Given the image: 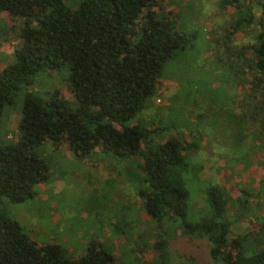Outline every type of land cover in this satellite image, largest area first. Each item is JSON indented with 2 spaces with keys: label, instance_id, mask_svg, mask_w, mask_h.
<instances>
[{
  "label": "trees",
  "instance_id": "16d2710c",
  "mask_svg": "<svg viewBox=\"0 0 264 264\" xmlns=\"http://www.w3.org/2000/svg\"><path fill=\"white\" fill-rule=\"evenodd\" d=\"M159 1L80 0L73 9L65 0H0V12L23 20L14 60L0 69V114L17 91L27 88L19 136L0 143V264L114 262V256L95 242L84 254L71 258L60 244L37 242L2 210L3 198L25 202L48 179V164L36 151L47 143L67 148L76 158H86L95 147L134 158L144 173L140 195L152 220L159 225L179 221L180 234L208 241V254L215 263L264 264V204L259 216L249 217L255 222L251 230L235 232L233 226L244 219L245 211L260 207L250 199L254 192L239 187L234 197L225 186L213 185L206 191L210 217L191 221L184 179L191 165L183 149L192 155L198 145L182 134L158 142L155 136L169 126L162 127L159 116L144 118L166 64L195 38L165 16ZM242 5L243 15L223 36V70L235 86L244 88L242 96L258 98L245 107L264 131V15L255 22L254 41L238 44L232 39L235 30L241 26L245 30L254 21L249 6ZM62 67L67 68V87L75 106L58 88L46 98L29 89L38 73ZM260 144L264 150V141ZM260 164L264 167V156ZM198 170L196 165L195 177ZM230 207L239 216H230ZM168 244L166 238L156 242V263L171 264Z\"/></svg>",
  "mask_w": 264,
  "mask_h": 264
},
{
  "label": "rangeland",
  "instance_id": "374dc122",
  "mask_svg": "<svg viewBox=\"0 0 264 264\" xmlns=\"http://www.w3.org/2000/svg\"><path fill=\"white\" fill-rule=\"evenodd\" d=\"M65 1L74 9L80 0ZM160 1L165 16L178 29L195 36L166 64L160 87L144 113L148 120L152 116L163 118L159 124L170 128L158 133L156 141L182 134L198 145L192 155L183 149L191 165L184 175L189 191L187 217L191 221L210 217L206 191L213 185L225 186L234 197L239 187L249 188L254 192L252 203L260 206L264 204V167L260 164L264 131L248 117L245 107L258 98L242 96L244 88L225 77L223 36L243 15V3L249 6L254 21L245 30L238 27L232 39L242 45L252 43L255 22L264 15V0ZM157 12L161 16V11ZM22 25V18L0 12V69L14 60ZM67 73L66 67L43 70L29 89L46 98L58 88L75 106ZM26 89L22 87L2 108L0 143L19 136L17 125ZM36 151L48 164V179L35 187L31 199L13 203L3 198L1 208L37 242L60 244L71 258L81 256L90 242H95L114 256L113 264H158L153 260L155 244L166 238L171 264H219L209 257L208 241L180 234L176 228L179 221L161 226L147 215L140 195L145 188L144 173L134 158L119 157L100 147L86 158H76L67 148H54L49 143ZM260 210L261 206L248 208L233 231L251 230L255 222L249 217L259 216ZM229 213L233 218L239 216L233 207Z\"/></svg>",
  "mask_w": 264,
  "mask_h": 264
}]
</instances>
